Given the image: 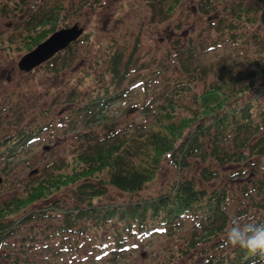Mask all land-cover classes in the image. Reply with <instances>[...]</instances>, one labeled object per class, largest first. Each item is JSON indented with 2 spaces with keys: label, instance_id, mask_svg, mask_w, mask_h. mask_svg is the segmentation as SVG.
I'll list each match as a JSON object with an SVG mask.
<instances>
[{
  "label": "rangeland",
  "instance_id": "rangeland-1",
  "mask_svg": "<svg viewBox=\"0 0 264 264\" xmlns=\"http://www.w3.org/2000/svg\"><path fill=\"white\" fill-rule=\"evenodd\" d=\"M171 1L0 0L1 199L7 198L15 190L20 191L19 183L33 179L39 172L42 174L50 170L53 163L61 168L70 167L66 161L84 137L81 132L85 120L81 109L83 97L85 93H92L90 90L99 72L93 60L96 47L103 49H98L101 54L114 47L120 49L124 56L134 51L138 63L151 59L164 62L163 66H157L152 71H148L149 67L145 65L136 69L132 66L125 75V85H131L127 94L102 108L103 117L91 124V131L98 136L111 129L116 130L117 136L136 130L153 117L152 105L159 101L161 90L169 80L171 87L179 88L186 72L179 69V74H176L178 71L174 65H178V54L173 56L171 39L177 37L186 44L190 40L198 42V58L211 68L217 63L229 62L243 68L253 60L255 53L262 52L263 46L259 40H264V23L241 24L238 34L232 38L225 30L211 27L209 23L208 13L221 16V24L228 20L239 21L237 15L243 14L242 7L246 0H203L206 5L203 9L195 7L199 6L198 0H177L167 17L160 8ZM56 2L61 4V13L55 30L76 22L83 28L82 34L89 33L88 37L72 42L76 44V53L64 56V48L55 54L54 59H61L56 71L51 67V58L29 71L20 69L18 61L31 50L27 51L25 37L35 31L26 33V21ZM230 4L241 8L233 12ZM261 5L258 1L254 4L258 9ZM239 34L246 35V40L242 42ZM174 46L176 51L181 47L177 43ZM167 56L172 59H160ZM174 78L175 81H172ZM211 81L210 75L204 82L197 81L196 92H201L204 85ZM258 81L264 83V75ZM192 91L180 90V99L187 100L188 92L190 95ZM252 92L249 89L233 94L228 102L237 106L232 104L234 100L239 103L253 101L250 98ZM72 94L76 102L69 100ZM212 95L204 96L201 100H211ZM257 103H262V100L259 98ZM46 145L47 148H44ZM252 159L263 163L260 168L264 172V155ZM190 161L182 171L163 161L155 178L138 193L128 195L109 186L94 201L97 204L120 203L154 197L170 186L178 172L191 175L202 186L231 185V194L226 200L228 223L225 232L218 235L219 240H196L195 233H201L200 214L197 212L180 217L176 224L169 227L159 223L157 226L163 227L152 230L147 236H126L125 242L118 247L121 251L95 254L98 251L96 245L116 240L118 222L113 218L99 219L95 214L87 219L82 218L84 223H78L80 219L72 220L73 223L66 220L62 210L74 204L68 203L70 198L66 197L71 196V185H68L61 187L51 198L48 196L45 201L41 200V205L31 204L21 211L20 215L23 216L33 207L34 210L43 206L49 208L44 214L35 215L34 219L22 220L24 222L16 226L15 232L0 244V264H14L13 258L17 256L21 264H197L207 255L218 251L224 253L231 248L226 247L223 240L233 217L242 218L245 222L253 220L254 216L264 218V209L257 207L258 196L241 194L243 187L247 188L255 180V174L249 172L250 165H245L242 166V174L225 175L227 169L235 170L238 167L233 165L226 168L219 179L200 181L197 173L200 162ZM35 167L38 171L31 173ZM3 169L6 170L2 172ZM103 175L99 174L100 177ZM55 196L65 198L61 202L51 201ZM54 202L58 206H54ZM178 249L185 252L179 254Z\"/></svg>",
  "mask_w": 264,
  "mask_h": 264
},
{
  "label": "trees",
  "instance_id": "trees-1",
  "mask_svg": "<svg viewBox=\"0 0 264 264\" xmlns=\"http://www.w3.org/2000/svg\"><path fill=\"white\" fill-rule=\"evenodd\" d=\"M257 1L262 4L259 9L254 6ZM176 2L177 0H172L166 7L160 8L167 17ZM198 5H195L197 9L206 7L203 0H198ZM230 5L233 12L241 8L239 5ZM60 7V2H56L26 21V33L35 30L25 37L27 51L56 29L60 20ZM242 9L243 14L237 15L239 21L228 20L224 24H221V16L205 14L210 16L211 27L225 30L232 38L238 34V26L241 24L264 23V0H246ZM88 35L89 33L85 32L76 40L87 38ZM239 35L242 42L246 40V35ZM174 43L181 46L177 51ZM171 44L173 56L178 54V65H174L178 71L176 74H179V69L183 73L186 72L183 79L185 81H180L179 88H175L171 87L169 80L161 90L159 101L152 105L153 117L136 130L118 136L114 129L100 136L93 134L91 124L103 117L102 108L127 94L131 85H125V75L133 65L134 69L145 65L146 68L149 67L148 71H152L157 66H163L164 62L151 59L138 63L134 51L124 56L117 47L108 49L103 54L98 52V49L102 48L94 49L93 60L99 72L96 83L90 90L92 93H85L83 97L81 109L85 120L82 122L84 126L81 127V132L84 137L66 161L70 167L61 168L53 163L50 170L47 169L48 171L42 174L39 172L33 179L19 183L20 191L15 190L7 198H0V244L15 232L16 226L21 222L34 219L35 215L44 214L49 208L43 206L34 210L33 207L23 216L20 215L21 211L31 204L41 205V200L48 196L51 198L61 187L68 185H71V196L66 197L70 198L68 203L74 204L62 210L66 220L73 223L80 219L79 223L83 222L82 218L87 219L95 214L99 219L113 218L118 222V230L115 233L117 238L111 242V252L119 250L117 246L124 242L122 235H130L132 238L136 236L130 232L134 228L138 229L140 234L147 233L159 223L169 227L176 224L180 217L195 215L197 212L200 214L198 218L201 233H195L196 240H219L218 235L225 232L228 223L226 200L230 197L231 185L202 186L198 185L191 175L178 172L170 186L154 197L120 203L97 204L94 201V198L97 199L109 186L128 195L138 193L155 178L163 161L176 166L178 171L188 167L190 160L199 161V179L207 182L212 178L219 179L222 172L233 165L238 167L235 170L227 169L228 173L225 175L242 174V166L250 165L249 172L255 174V180L251 181L247 188L244 186L241 194L258 196L257 207L264 209V172L260 168L263 163L252 159L254 156L264 155V83L258 81V78L264 75V40H259V44L263 46L262 52L255 53L253 60L243 68L229 61L226 64L217 63L211 68L198 58V42L190 40L186 44L176 37L171 39ZM75 45L68 44L64 56L76 53ZM166 52L169 55V52ZM184 53L185 56H181ZM54 57L55 55L51 57V67L56 71L61 59ZM160 59L169 61L172 58L167 56ZM209 75L212 81L206 83L201 92H196L197 81L204 82ZM172 81H175V78ZM183 89L193 90L190 95L188 92L189 96L187 95V100L184 101L179 96V91ZM249 89L254 91L250 94L253 101L239 103L234 100L232 104H238L237 106L229 104V96ZM208 95L213 96L211 100H201ZM259 98L262 103H257ZM69 100L76 102V97L72 94ZM255 110L257 111L252 116ZM35 171L38 169H32L31 173ZM100 173L105 176L100 177ZM251 185L252 189L249 188ZM60 197L55 196L51 201L61 202L65 198ZM66 201L65 199L64 202ZM54 206L58 204L54 202ZM253 221L264 223V218L254 216ZM109 245L110 243H99L96 245V252L104 253ZM189 245L192 246L190 241ZM178 250L179 254L185 252ZM253 259L258 258L251 257L243 249L231 247L224 253L218 251L207 255L197 264H253ZM13 262L21 264L18 256L13 258Z\"/></svg>",
  "mask_w": 264,
  "mask_h": 264
},
{
  "label": "clouds",
  "instance_id": "clouds-1",
  "mask_svg": "<svg viewBox=\"0 0 264 264\" xmlns=\"http://www.w3.org/2000/svg\"><path fill=\"white\" fill-rule=\"evenodd\" d=\"M223 243L226 247L245 250L253 259V264H264V223L253 220L245 222L233 217L225 233Z\"/></svg>",
  "mask_w": 264,
  "mask_h": 264
},
{
  "label": "water",
  "instance_id": "water-1",
  "mask_svg": "<svg viewBox=\"0 0 264 264\" xmlns=\"http://www.w3.org/2000/svg\"><path fill=\"white\" fill-rule=\"evenodd\" d=\"M81 31L82 27L76 22L55 30L40 41L33 49L21 56L18 61L19 68L25 71L31 70L64 48L70 41L78 37ZM44 148H47V145ZM1 181L2 177L0 176Z\"/></svg>",
  "mask_w": 264,
  "mask_h": 264
}]
</instances>
